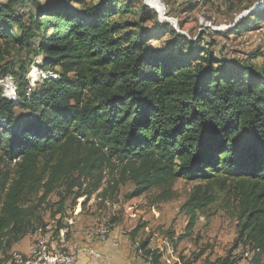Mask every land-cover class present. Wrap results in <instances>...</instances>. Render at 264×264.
Wrapping results in <instances>:
<instances>
[{"label":"trees","instance_id":"obj_1","mask_svg":"<svg viewBox=\"0 0 264 264\" xmlns=\"http://www.w3.org/2000/svg\"><path fill=\"white\" fill-rule=\"evenodd\" d=\"M139 2L0 0V38L27 54L18 71L12 63L3 74L14 77V96L0 88V264L45 223L51 197L48 215L66 218L69 201L75 209L85 198V206L107 171L118 179L101 197L128 182L134 197L153 189L165 197L180 179L198 183L182 207L190 231L197 212L215 202L212 189L230 181L239 239L218 264H238L233 252L246 247L251 264L261 263L264 72L218 57L206 34L190 39ZM252 20L264 21V8L236 30ZM33 57L51 71L36 89L27 79ZM160 258L154 253V264Z\"/></svg>","mask_w":264,"mask_h":264},{"label":"rangeland","instance_id":"obj_2","mask_svg":"<svg viewBox=\"0 0 264 264\" xmlns=\"http://www.w3.org/2000/svg\"><path fill=\"white\" fill-rule=\"evenodd\" d=\"M52 1L54 0H41L43 5H48ZM100 1L86 0L87 5L89 3L97 5ZM140 1L139 4H136V8L141 4L146 5V1ZM157 1L161 6L160 9L155 7V10L152 8L153 5L150 4L152 7L146 5L148 7V11L145 12L147 16L149 14L159 18L157 11H161L165 6L166 16L175 21L179 32L194 40L206 34L204 42H215L214 50L218 57L234 64H252L264 72V21L257 23L252 20L249 24L242 23L243 26L236 30L240 17L261 1ZM122 2L124 3V1ZM195 3L196 7L187 12V8L195 6ZM71 4L77 9L82 7L75 3ZM247 7L250 9L246 10ZM21 8L23 9V7ZM28 11L29 8L26 7L25 12ZM32 11L35 12L34 7H32ZM169 11L171 14L167 15ZM148 25L154 26V22H150ZM166 42L164 40L163 43ZM256 55L258 57L254 58ZM26 59L27 54H20L15 47L9 46L4 39L0 38V88L3 89L6 96H14L16 84L12 75L3 76L5 70L15 63V70L18 71L19 61ZM27 62V70H29L27 79L31 82L32 88L36 89L41 86L45 77L34 76V71L38 69L40 74L43 72L49 74L51 71L39 68L42 65L40 57H33L32 61ZM116 175L118 174L105 172L102 188L92 196L85 206V198L77 201L75 209L71 205L73 199L69 201L68 216L62 217L65 230L73 233L76 228H84L92 224H114L117 228H123L129 232L131 241H138L141 244L148 242V247L152 248L156 255L161 256L159 264L163 258L167 259L168 264H179L180 257L184 258L183 263H185V254L192 255L191 262L193 264H218L219 260H223L231 254L239 239V209L235 199L234 185L230 181L218 183V186L212 189L216 195L215 202L197 212V222L190 231L188 227L191 220L182 211V207L189 200L194 188L199 185L198 183L180 179L173 186L171 193L165 197L162 195V190L159 189H153L142 196L134 197L135 186L128 182L119 186L115 194L110 192L106 197H101L100 194L109 188L111 181L114 178L118 179ZM209 191L211 192V189ZM56 202L57 197L53 196L42 207L41 214H43L44 220H49L48 209ZM43 226L44 224L35 230ZM32 233L25 238L26 244L29 243ZM132 233L136 237L135 239L132 238ZM156 240H160L161 244L154 245ZM169 248L174 249L175 254H170ZM241 249V253H235V257L240 258L238 264L243 263L245 258L246 251ZM12 252L24 253L22 251ZM254 258L255 254L247 259V264H251ZM260 264H264V256Z\"/></svg>","mask_w":264,"mask_h":264},{"label":"bare ground","instance_id":"obj_3","mask_svg":"<svg viewBox=\"0 0 264 264\" xmlns=\"http://www.w3.org/2000/svg\"><path fill=\"white\" fill-rule=\"evenodd\" d=\"M200 2L201 0H197ZM147 3L153 5L156 8L160 9V4L157 0H147ZM21 13H24L26 9L19 8ZM156 10V9H155ZM34 76L48 78L49 74L43 72L40 74L38 69L34 71ZM34 78V77H33ZM121 229L117 228L114 224H92L87 227L76 228L73 233L65 230L67 236L73 238H65V249H72V245H79L80 247H74L71 250V258H78L82 255V250H90V243L97 242L102 239H108L113 235L118 234ZM40 229L34 231L31 237H37ZM125 240H130L129 232L125 233V238H116V245L125 244ZM131 250L134 253L133 260H130L131 264H140L136 261L139 260L143 264H154V250L148 247L147 250L151 252L147 253L146 250L142 248V244L138 241H127ZM170 254H175V250L169 248ZM242 249L239 248L236 250V254L241 253ZM246 253L244 254V256ZM251 257V254L247 252V259ZM34 258H39V264H47V255H41V248H30L29 254L23 255L20 253H12L11 259L8 264H29L30 261ZM55 260L67 261L68 260V251H61L55 253Z\"/></svg>","mask_w":264,"mask_h":264},{"label":"built area","instance_id":"obj_4","mask_svg":"<svg viewBox=\"0 0 264 264\" xmlns=\"http://www.w3.org/2000/svg\"><path fill=\"white\" fill-rule=\"evenodd\" d=\"M23 9H26V7H23ZM126 232L127 231L125 229L121 228L118 234L108 237V239H102L97 242L90 243V250H82L81 257L88 256L94 260L102 262L103 264H110L107 257L97 249V246L109 244L110 246H112V248L120 250L123 245H116V238H125ZM65 238L73 237L66 235L65 226L62 223V215L59 214L55 218L50 217L49 220L44 223V227L40 228L37 237H29L28 249L41 248V255H47V264H77L81 257L71 258V250L74 247H80V243L79 245H72V249H65ZM127 241L131 240H125V242ZM160 244L161 241L156 240V244L154 245ZM169 245H171V243H169ZM249 250L250 248L246 247V255L243 260V263L241 264H247V252ZM61 251H68L67 261L55 260V253H59ZM235 252L236 249L233 253ZM191 257L192 255L185 254V264H187V260H192ZM29 264H39V258L32 259ZM128 264H131V262H129Z\"/></svg>","mask_w":264,"mask_h":264},{"label":"crops","instance_id":"obj_5","mask_svg":"<svg viewBox=\"0 0 264 264\" xmlns=\"http://www.w3.org/2000/svg\"><path fill=\"white\" fill-rule=\"evenodd\" d=\"M75 246V244H74ZM97 249L101 251L108 259L110 264H128L130 260H133L134 253L131 250L128 242L123 244L120 250H114L112 246L107 245H98ZM13 251H22L21 252H12V253H20L23 255L29 254L30 248L28 249V244H26V239L17 244ZM11 253V254H12ZM137 263L143 264L141 261L137 260ZM161 264H168L166 258L161 259ZM77 264H103L98 260H93L92 258H87L86 256H82Z\"/></svg>","mask_w":264,"mask_h":264},{"label":"water","instance_id":"obj_6","mask_svg":"<svg viewBox=\"0 0 264 264\" xmlns=\"http://www.w3.org/2000/svg\"><path fill=\"white\" fill-rule=\"evenodd\" d=\"M144 1H146V5L151 6L150 4L147 3V0H144ZM152 8L156 9L155 7H152ZM263 8H264V0L259 2L257 5H255L251 10L247 11V13L245 15L241 16L240 19L238 20V22H240L241 19H243L249 15H252V14L256 13L257 11H259ZM157 12L159 14V19L161 22L171 24L177 30V25H176L175 21L173 19H169L166 16L165 6L163 7V9H161V11L158 10ZM177 31H179V30H177Z\"/></svg>","mask_w":264,"mask_h":264}]
</instances>
